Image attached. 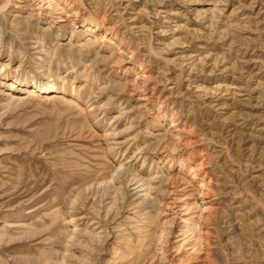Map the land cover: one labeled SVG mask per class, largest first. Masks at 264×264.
Instances as JSON below:
<instances>
[{
  "label": "rangeland",
  "instance_id": "rangeland-1",
  "mask_svg": "<svg viewBox=\"0 0 264 264\" xmlns=\"http://www.w3.org/2000/svg\"><path fill=\"white\" fill-rule=\"evenodd\" d=\"M0 264H264V0H0Z\"/></svg>",
  "mask_w": 264,
  "mask_h": 264
},
{
  "label": "bare ground",
  "instance_id": "bare-ground-1",
  "mask_svg": "<svg viewBox=\"0 0 264 264\" xmlns=\"http://www.w3.org/2000/svg\"><path fill=\"white\" fill-rule=\"evenodd\" d=\"M141 190V189H140Z\"/></svg>",
  "mask_w": 264,
  "mask_h": 264
}]
</instances>
